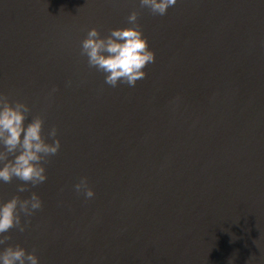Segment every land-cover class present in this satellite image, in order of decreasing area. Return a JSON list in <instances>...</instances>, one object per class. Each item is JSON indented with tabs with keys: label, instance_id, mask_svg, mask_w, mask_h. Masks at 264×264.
Instances as JSON below:
<instances>
[{
	"label": "water",
	"instance_id": "water-1",
	"mask_svg": "<svg viewBox=\"0 0 264 264\" xmlns=\"http://www.w3.org/2000/svg\"><path fill=\"white\" fill-rule=\"evenodd\" d=\"M133 11L155 62L112 87L81 41L133 26ZM0 93L61 144L45 182L0 181V203L43 204L0 250L38 264H264V0H177L163 16L140 0H0ZM82 177L92 198L74 188Z\"/></svg>",
	"mask_w": 264,
	"mask_h": 264
},
{
	"label": "clouds",
	"instance_id": "clouds-1",
	"mask_svg": "<svg viewBox=\"0 0 264 264\" xmlns=\"http://www.w3.org/2000/svg\"><path fill=\"white\" fill-rule=\"evenodd\" d=\"M176 2L140 0V6L147 7L153 15L163 16ZM138 15V12L133 11L127 17L128 23L133 26L112 29L110 35L104 38L93 27L81 41V55L87 57L89 67L104 73L105 83L112 87L118 84L134 87L138 80L146 77L143 71L146 65L155 62V53L149 49L148 40L137 22ZM55 91L57 89L53 88L52 92ZM29 112L26 103L12 102L8 95L0 93V181L11 183L15 177L25 182L17 185V192L20 193L28 191L29 183L35 187L46 181V169L42 161L56 155L61 147L60 140L56 138V127H52L48 133L53 142H46L42 135V117H34L25 126L24 121ZM74 188L86 198L94 196L87 177H82ZM42 206V200L36 192H32L28 199L14 196L0 203V245H5L11 239L3 235L10 229L25 231L26 225L21 223L20 213L30 217ZM0 264H38V257L35 251L28 252L18 244L9 245L0 250Z\"/></svg>",
	"mask_w": 264,
	"mask_h": 264
}]
</instances>
